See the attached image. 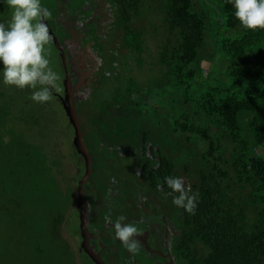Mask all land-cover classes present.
Masks as SVG:
<instances>
[{
  "label": "trees",
  "instance_id": "trees-1",
  "mask_svg": "<svg viewBox=\"0 0 264 264\" xmlns=\"http://www.w3.org/2000/svg\"><path fill=\"white\" fill-rule=\"evenodd\" d=\"M220 1L226 28L239 34L235 39L223 38L220 47L238 86L247 91L253 83L249 97L225 94L211 85L201 93L194 89L205 84L198 76L206 68L200 50L207 30V16L195 11L194 0H109L115 8L111 30H123L118 50L129 54L139 56L144 50L143 23L138 28L145 19L141 17L152 9L164 15L166 37L161 35L162 47L156 50L164 54V90L174 87L175 98L169 116H162L167 110L158 114L144 110L148 101L142 103L133 80L124 89L121 84L110 85L112 90L102 81L96 88L99 99L78 105L77 110L86 114L82 129L88 131L85 140L95 160L108 153V140L114 149L123 144L143 156L150 144V152L156 150L162 160V173L174 168L172 175L189 180L198 204L194 215L184 211L177 220L180 238L175 255L182 264H264V30L243 28L231 4ZM8 21L0 16V23ZM133 23L136 28H129ZM56 82L52 99L45 104L30 99L32 90L0 84V213L13 216L21 209L19 194L28 198L46 188L48 197H53L59 179L69 190L78 184L68 166L80 156L70 118L58 97L64 87ZM121 94L126 98H119ZM64 197L68 203L71 197ZM48 224L50 228L58 223ZM44 232L42 228L41 239ZM2 248L1 258L8 259L5 244ZM34 254L42 258L44 251Z\"/></svg>",
  "mask_w": 264,
  "mask_h": 264
},
{
  "label": "rangeland",
  "instance_id": "rangeland-1",
  "mask_svg": "<svg viewBox=\"0 0 264 264\" xmlns=\"http://www.w3.org/2000/svg\"><path fill=\"white\" fill-rule=\"evenodd\" d=\"M199 11L195 8V11L200 14H205L207 16V30L205 42L202 49L200 50V57L203 58V65L206 66L204 74L198 76L202 79V84L204 86L198 88L194 86V89H197V93L205 92L208 90V87H216L222 89L225 94H237L238 97H249V90L253 83H249L248 90L242 86H238V81L230 76L229 58L224 54L220 47V42L223 38H237L239 34L234 30H229L225 25V17L222 15L223 4L220 0H194ZM65 2V0H61ZM41 4L51 6L53 8L52 0H41ZM65 8V7H64ZM87 8L82 9V13L77 12L78 15H86L85 24L82 27L83 32L76 36L71 30L70 25L66 22L64 16L60 18V24H63L64 29L67 31V36L70 38L68 42L71 45L70 52L72 57H77L79 54L83 53L84 66H86V71L81 72L80 75L83 79L82 83L75 87V82L73 83V92L76 95L77 104H80L81 101L89 99L92 95L93 89L96 91V88L99 84L104 81V86L108 87L109 85L115 84L118 80V83L121 84V88H126L128 86V80L131 79L137 83V90L139 95H141L142 103L148 101L146 105H143L146 112L154 111L158 114L157 111L167 110L162 116H169L170 114V101L172 98H175V88L171 85L167 86V91L164 90L166 86V79L161 73L162 62L161 58L164 55L162 51L156 50L159 47H162L160 41L161 35L166 37L164 34L166 25L164 27V15L158 13V10H148L147 15L142 16V21L138 23V28H141L145 33L144 36V50L141 55L129 54L125 52L124 49H119V40L123 34V30L120 32H113L111 24L114 22V6L111 2L107 4L106 0H93V3L89 6L90 14H86ZM12 15V10L7 6L6 3L0 2V16L5 20H10ZM50 18V15H47V19ZM139 18L138 20H140ZM64 19V20H63ZM91 20L99 24V28H103L99 34L100 37H95L90 31V22ZM137 20V21H138ZM7 23V22H5ZM143 23V25H142ZM142 25V26H141ZM119 26V24H118ZM136 28V23H133L129 28ZM118 28V27H117ZM122 28L120 27V30ZM87 30H89L88 36L89 40L85 43L83 42L84 37L87 35ZM104 33V34H103ZM174 43L176 39L173 38ZM46 55L49 59V66L53 69L54 72L58 75V82H61L60 79L64 82L63 76L61 77L59 59L61 53L55 51L53 45L49 42L46 46ZM101 56H99V52ZM168 55V53H167ZM58 56V57H57ZM136 59H140L141 61ZM95 61V62H94ZM113 63L115 66H113ZM140 67V68H139ZM92 69L98 71V73L93 77ZM207 71V73H206ZM109 72V73H108ZM107 74V75H106ZM114 75V76H113ZM112 76V79L108 78ZM117 76V77H115ZM75 77L76 73H75ZM57 83V82H56ZM62 83V82H61ZM65 83L63 84V86ZM199 85V84H198ZM248 83H244V86L247 87ZM119 87L118 90L122 91ZM60 91V89H59ZM119 98H126L124 95H119ZM145 98V99H143ZM183 98V93L182 97ZM91 99L94 101L98 100L99 97L95 96L90 98L89 102L92 104ZM168 99V100H164ZM160 100V102H159ZM91 109V105H88ZM179 109V108H178ZM160 115V114H159ZM86 114L83 116L79 115L80 123L84 122ZM82 118V119H81ZM90 142V141H89ZM105 147L107 145H104ZM106 151L109 150L106 147ZM103 155V152L102 154ZM108 154H104L102 159H106ZM118 157V156H117ZM176 162H179L178 159L173 158ZM131 163L127 160L120 158L113 161L109 160L108 164L101 166L98 171H100L103 176H107L106 173H110L113 178H117L123 186L124 191L129 192V187L131 184L134 186V181H128L127 172H125V166L130 165ZM73 171L76 173L77 169L75 166H72ZM55 172L52 171L50 174ZM49 174V175H50ZM41 180V179H39ZM60 183L57 184V187H54L52 190L51 198L48 197V191L45 188L44 191L35 192L28 198H24L22 194L18 195V203L21 206V209L15 210L13 216L9 213H0V259L3 264H81V261H84L82 255L79 260H76V257H73L72 254L76 251L75 248H67V245L64 243L60 245L61 247H56L55 245L61 237V231L58 229L56 231H51L49 229V221H54L58 217L62 216L60 219L66 220V204L64 201V195L66 196L69 189L62 187L63 179H60ZM45 183V180L43 182ZM66 184V183H65ZM127 184V187H126ZM44 187H47L44 185ZM54 205L52 206V204ZM52 206V207H51ZM167 206L170 207V204ZM176 206L173 205L171 210L172 213L176 212ZM180 209V208H179ZM128 211V209H127ZM127 211H124L127 213ZM67 212L69 210L67 208ZM89 215V213H87ZM55 218V219H54ZM82 225L84 218H81ZM77 218L74 215V212L69 213V222L60 224L61 227L66 226V231L71 238L74 239V244H78L77 239ZM79 224V223H78ZM42 228H45L43 234L44 239H41ZM33 236L35 238H33ZM84 240L81 244V247L85 249ZM6 248L8 259L1 258V255L4 253L2 246ZM78 246V245H77ZM12 249V250H11ZM44 251V256L39 258L38 255L34 254V251ZM89 252V251H88ZM124 254V252L122 251ZM90 257L93 260H96V253L94 251L89 252ZM115 252L111 255L110 259H114Z\"/></svg>",
  "mask_w": 264,
  "mask_h": 264
},
{
  "label": "flooded vegetation",
  "instance_id": "flooded-vegetation-1",
  "mask_svg": "<svg viewBox=\"0 0 264 264\" xmlns=\"http://www.w3.org/2000/svg\"><path fill=\"white\" fill-rule=\"evenodd\" d=\"M52 1L55 4L53 5V8L44 5V8L47 9L51 16L46 21H48L55 37L58 38L61 47L65 49L66 54L65 60L58 58L60 61L59 66L61 77L63 76L64 78V82L61 79L60 81L64 84L67 79V81L71 82V88L73 87L74 82L76 87L83 81L80 71L85 72V67L88 65L84 66L83 53L79 54L77 57H72L70 52L71 45L68 42L70 38H68L67 31L64 29L63 24L59 23L60 18L58 17L64 16L66 22L70 25V30L74 34L76 32V34L80 36L83 32L82 27L85 24L86 15H78L77 12L79 11L82 13V9L87 8L86 14H90L89 6L93 3V0H65L64 3L61 2V0ZM106 2L108 4L109 0H106ZM90 25V31H92V34L95 37H100L99 35L101 34H99V32H101L103 28H99V24L92 20ZM86 32L87 35L83 39L84 43L88 41L89 37L92 35L88 36L89 30ZM50 43L53 45L55 51H58L54 44L52 42ZM98 55L101 56L100 52ZM65 65H67V69ZM113 66H115L114 63ZM98 71L99 70L96 71L95 69H92L93 77H95ZM75 73L77 77H75ZM108 78L112 79V76H108ZM101 83L99 85H101ZM118 84L119 83L117 82L114 85ZM108 86L110 85L108 84ZM63 87V92H65V85ZM110 89L112 90V86H110ZM72 94L76 99L73 88ZM63 96L64 93L63 95H58L60 99L63 98ZM95 96H97L96 91L93 89L90 98ZM90 98L77 104L76 112L78 118L79 115L83 116L82 112L81 114H78V105L89 102ZM91 102H93V99H91ZM76 103H78L77 100ZM84 118L86 119V116H84ZM78 120L80 122V119ZM82 132L85 138L88 131L82 129ZM115 144L116 143H114V145ZM86 145L90 155H93L91 146L87 142ZM150 147L151 145L147 144L148 149L146 155L143 156V153L138 154L137 149L132 148L130 151L129 149L131 147L123 144L116 146L114 149L113 144L108 140L109 151L106 159H101L103 157L101 154L99 157L101 160H95L91 156V174L88 181L84 183L82 189L89 204V207L87 208H79L78 190L86 173V161L84 157L77 152L80 157L77 158L75 164L73 163L68 166V169L74 175L73 180H77L78 184L70 187V190L66 195L71 197L69 198L68 203L66 202L67 197H64L63 202L66 204L65 216L67 219H60L62 216L57 219L54 218V222H57L58 224L55 226L50 225L49 228L51 231H56L58 229L61 231V237L56 245L57 248L61 247L60 245L64 243L67 245V248L74 247L76 251L72 256L76 257V260L81 258L80 255L84 257V261L82 260L81 264H97V261L90 257L89 252H87L88 249L94 251L98 257L100 256L105 264H128L131 254L127 252L120 241L114 238V228L112 227V224H109L106 220V217H110L111 221L115 223L120 216H124L125 220L121 221V223L133 224L138 229L136 240L139 244V252L134 258H132L133 264H182L175 255V248L177 247V240L180 238V230L177 227V220H180L185 212L183 209L177 207H175V213L171 212L174 205L172 203V198L175 194L167 195L166 197L165 194L169 193L171 190L168 189L167 185L164 183L165 177H176V175H172V170L175 169L173 168L168 171V173H162V160L158 157L159 155L156 156V150L150 152ZM139 156L145 159L140 160ZM119 157L131 163L130 165H126L124 169L125 172H127L126 175L129 178L128 181H134V186L131 184L127 187L126 184V187L129 189V192L127 193L124 191L122 183L117 178H113L114 175L105 172L107 176H103V174L98 171L101 166L108 164L110 159L115 161L119 159ZM72 166H75V169H77L76 173L73 171ZM161 174L164 176H161ZM180 178H182L187 187L189 185V180L184 176H181ZM60 181L61 180L59 179V183ZM66 185L67 184L63 182L62 187H65ZM158 185H161L162 187L158 188ZM168 204H170V207L167 206ZM67 208L69 213L74 212L79 223H77L76 230L78 246L74 244V239H72V236L66 231V226L61 227L60 225L69 222ZM124 211H127V213ZM87 213H89V215H87ZM82 217L84 218L83 225L81 220ZM84 240L87 241L84 246L85 249L81 247ZM114 252V259H110Z\"/></svg>",
  "mask_w": 264,
  "mask_h": 264
},
{
  "label": "clouds",
  "instance_id": "clouds-1",
  "mask_svg": "<svg viewBox=\"0 0 264 264\" xmlns=\"http://www.w3.org/2000/svg\"><path fill=\"white\" fill-rule=\"evenodd\" d=\"M12 10L10 20L0 23V84L23 90H32L30 99L38 104H45L52 99V88L56 86L58 75L49 66L45 46L52 37L44 22L49 15L41 0H0ZM234 10V17L247 30H264V0H227ZM62 58V57H60ZM64 96H65V92ZM63 96V98H64ZM61 98V102L63 101ZM63 104V103H62ZM64 105V104H63ZM164 183L173 195L172 203L188 214H195L198 199L190 186H185L182 178L167 176ZM161 188V185L157 186ZM114 238L121 242L133 264L139 252L136 240L138 229L133 224L121 223L125 220L120 216L113 223Z\"/></svg>",
  "mask_w": 264,
  "mask_h": 264
},
{
  "label": "water",
  "instance_id": "water-1",
  "mask_svg": "<svg viewBox=\"0 0 264 264\" xmlns=\"http://www.w3.org/2000/svg\"><path fill=\"white\" fill-rule=\"evenodd\" d=\"M44 22L46 23L49 29V34L52 37L50 42L54 44L57 50H59V52L61 53L62 59L65 60L66 59L65 49L61 47V44L59 43L58 38L55 37V34L52 32L48 24V21H46V18H44ZM65 67L67 69V65H65ZM62 103L65 105L67 114L70 118V122L72 126L74 127V131H75L74 145L76 147V150L80 155L84 157L86 161V173H85L84 179L80 183V188L78 191H79V208H87L89 207V204L83 194L82 189H83L84 183L88 181L90 174H91L92 157L90 155V152L88 151L85 138H84V134L82 132V128L78 120V115L76 112L77 103H76V99L74 98V95L72 94L71 82L67 81V79L65 82V96L63 98ZM88 251L91 252L89 249ZM96 257H97L96 258L97 264H105L100 256L98 257L96 254Z\"/></svg>",
  "mask_w": 264,
  "mask_h": 264
}]
</instances>
